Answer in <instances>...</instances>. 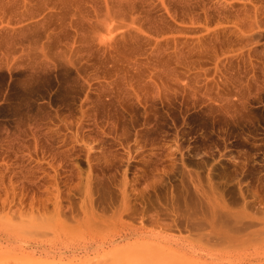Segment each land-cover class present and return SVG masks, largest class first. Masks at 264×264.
<instances>
[{
  "label": "rangeland",
  "instance_id": "1",
  "mask_svg": "<svg viewBox=\"0 0 264 264\" xmlns=\"http://www.w3.org/2000/svg\"><path fill=\"white\" fill-rule=\"evenodd\" d=\"M0 264H264V0H0Z\"/></svg>",
  "mask_w": 264,
  "mask_h": 264
}]
</instances>
